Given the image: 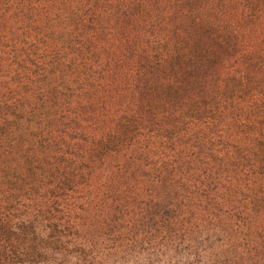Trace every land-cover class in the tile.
Here are the masks:
<instances>
[{
	"label": "trees",
	"instance_id": "obj_1",
	"mask_svg": "<svg viewBox=\"0 0 264 264\" xmlns=\"http://www.w3.org/2000/svg\"><path fill=\"white\" fill-rule=\"evenodd\" d=\"M91 212L264 264V0H0V264Z\"/></svg>",
	"mask_w": 264,
	"mask_h": 264
},
{
	"label": "rangeland",
	"instance_id": "obj_2",
	"mask_svg": "<svg viewBox=\"0 0 264 264\" xmlns=\"http://www.w3.org/2000/svg\"><path fill=\"white\" fill-rule=\"evenodd\" d=\"M101 226L94 220L92 212L88 217L77 219L63 238L68 247L45 252L33 264H214V260H223L218 254L205 258L194 247H183L178 252L154 248L150 240L139 235L133 243L123 244Z\"/></svg>",
	"mask_w": 264,
	"mask_h": 264
}]
</instances>
